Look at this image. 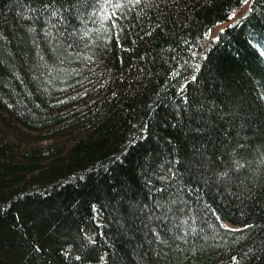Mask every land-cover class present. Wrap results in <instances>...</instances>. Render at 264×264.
Here are the masks:
<instances>
[{"label":"trees","instance_id":"16d2710c","mask_svg":"<svg viewBox=\"0 0 264 264\" xmlns=\"http://www.w3.org/2000/svg\"><path fill=\"white\" fill-rule=\"evenodd\" d=\"M0 264H264V0H0Z\"/></svg>","mask_w":264,"mask_h":264},{"label":"rangeland","instance_id":"374dc122","mask_svg":"<svg viewBox=\"0 0 264 264\" xmlns=\"http://www.w3.org/2000/svg\"><path fill=\"white\" fill-rule=\"evenodd\" d=\"M248 9V3L245 2L239 9H237L236 11H234L228 19L224 20L223 22L217 24L214 28L210 29L208 34H207V38L210 39L212 37H214L215 33L226 27L229 26L235 22H237L247 11Z\"/></svg>","mask_w":264,"mask_h":264}]
</instances>
